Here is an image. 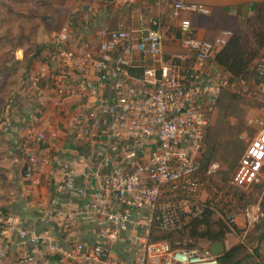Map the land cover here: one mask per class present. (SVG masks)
<instances>
[{"label":"built area","instance_id":"1","mask_svg":"<svg viewBox=\"0 0 264 264\" xmlns=\"http://www.w3.org/2000/svg\"><path fill=\"white\" fill-rule=\"evenodd\" d=\"M109 1L118 8L151 2L159 12L151 13L146 7L148 11L136 13L131 24L120 20L116 27L102 26L97 42L86 39L75 48H66L62 58L83 75L90 74L94 66L99 71L98 83L90 85V96L98 97L101 86L108 85L110 93L101 96V113L114 141L111 149L120 148L123 159L109 166L112 159L107 158L108 171L88 188L77 184V172L67 163V178L58 185V195L46 214L50 223L57 217L64 219L67 229L77 222L92 224L99 240H70L61 245L55 240L53 225L39 234L23 227L18 216L0 211V264H39L46 254L57 255L60 264H219L220 256L212 244L189 246L185 237L172 245L167 240H153V229L155 223L162 231L181 228L207 209L232 231L240 218L245 219L246 231L260 222L261 206L245 204L240 191L262 182L264 120L258 122L257 134L228 186L206 191L221 168L218 161L209 164L206 181L199 176L206 129L220 97L225 90L241 96L258 94L256 78L242 76L231 81L216 63L208 69L210 57L234 34L232 29H221L211 38L192 35L191 20L185 14L207 16L209 6L189 0ZM165 7L169 9L168 20L162 14ZM173 21H178L181 29V51L175 58L180 60L182 72L164 56L166 33ZM61 39L66 42V32ZM96 48L106 56L97 58ZM132 68H141V75H134ZM256 71L264 78V56ZM48 133L58 136L57 131L39 132V139L45 141ZM41 165V157L30 154L25 164L27 177L34 180ZM73 191L81 199L88 197L84 206L75 210L61 201V195ZM130 228L138 231L132 240L136 253L133 263L114 250ZM12 235L28 240L33 247L15 262L9 256Z\"/></svg>","mask_w":264,"mask_h":264},{"label":"crops","instance_id":"2","mask_svg":"<svg viewBox=\"0 0 264 264\" xmlns=\"http://www.w3.org/2000/svg\"><path fill=\"white\" fill-rule=\"evenodd\" d=\"M189 1L210 7L211 13L207 16L187 13L185 17L191 20L192 35L211 38L221 29L243 26L263 0ZM85 3L87 4L78 9L79 18L74 23L75 34L84 40L96 42L98 28L102 26L116 27L120 20L131 24L136 13L148 11L146 7L150 8L151 13L159 12L151 2L147 4L136 2L120 8L107 0H88ZM111 4L114 6L109 10ZM168 11L167 7L162 10L167 20ZM172 25V29L166 33L164 56L182 72L181 62L175 58V53L181 51V29L178 21H173ZM69 43H57L56 52L42 58L46 62L49 60L47 66L50 64V70L53 71L50 77L41 81L39 87L34 86L36 91L31 97L26 94L31 99L30 103L26 102L20 108L18 105L15 106L16 101L12 100L11 106L8 107L12 108V111L8 112V116H4L6 131L3 132L11 140L8 155L19 153L23 154L25 159L19 162L17 159L8 160L9 171L0 173V211L18 216L23 227L35 230L39 234L53 225L55 240L61 245H66L70 240H99L92 224L77 222L67 229L62 218H55L53 223L46 221L51 202L58 195L57 187L67 178L65 165L71 163L77 172V184L88 188L97 176L108 171L110 165L123 159V151L120 148L117 151L111 149L114 141L108 132L106 119L101 113V96L108 95L110 89L104 84L99 90L98 97L90 96V85L98 83L99 71L94 66L90 74L83 75L68 63H64L62 54ZM95 55L97 58L106 56L97 48ZM207 63L208 69L214 67V55ZM251 77L256 78L257 85L254 86H257L258 94L249 96L261 101L260 106L253 111L264 120V78ZM254 86H250V89ZM50 131H57L58 136L53 137L48 133L45 141L39 139V132ZM32 153H36L42 159V165L34 180L25 174L26 156ZM107 158L112 159L108 167L105 166ZM259 184L263 185L260 188L259 201L251 205L261 206L263 213L261 222L264 221V171L262 182ZM255 187L256 185L252 186L250 190ZM87 200L88 197L81 199L74 191L61 195V201L74 210L84 206ZM244 220L240 218L238 225L240 228H244ZM137 232L135 228H130L121 236L114 249L129 263L136 259L132 240ZM11 242L9 256L14 262L25 251L33 248L28 240L22 241L16 235L11 236ZM247 247L252 255L242 264H258L260 259H264V256L257 257L252 251V248L259 247V251L264 253V240L260 244L258 240H252ZM252 257L257 258L255 262H252ZM39 264H60V261L57 255L46 254L40 258Z\"/></svg>","mask_w":264,"mask_h":264},{"label":"trees","instance_id":"3","mask_svg":"<svg viewBox=\"0 0 264 264\" xmlns=\"http://www.w3.org/2000/svg\"><path fill=\"white\" fill-rule=\"evenodd\" d=\"M51 1L0 0V112L3 111L5 96L11 93L13 83L11 77L17 73L19 64L24 59L31 64L33 58H37L41 54L42 48H36L33 35L37 26L44 25L48 29L51 25L52 19L48 16L47 10ZM21 7L24 9L30 8L31 11L18 10ZM26 23L28 30L26 29ZM232 30L234 34L229 42L216 52L214 56L215 63L230 75L231 81L238 80L242 76H255L258 78L257 64L260 58L264 56V0L246 19L243 26L232 27ZM18 49L24 50L22 58L16 56ZM33 49L34 52H32ZM131 71L136 76H140L142 73L141 68H132ZM225 94H222L221 98ZM239 96L241 95L235 92L227 94L230 102L236 101ZM209 126L206 129L207 149L202 157V168L199 173V176L204 180L206 178L205 171L209 164L217 158V146L214 143H209ZM236 165V161L231 163L229 171H232ZM229 171L225 172L224 184L219 186L229 185L232 178L228 177L230 175ZM262 186V184H256L257 188ZM240 192L245 199L248 190H241ZM263 222L262 220L254 225L256 227L255 231L261 230ZM231 232L232 229L226 222L207 209L201 215L190 218L181 228L175 230L162 231L155 223L153 240H167L172 245H176L177 239L188 237L189 246H197L200 242H208L212 245L215 242L225 244ZM263 240L264 230L258 238L259 244ZM255 251V255L261 257L259 247H255ZM251 255L246 242H238L225 249L219 259V264H242ZM257 263L264 264V259H260Z\"/></svg>","mask_w":264,"mask_h":264},{"label":"rangeland","instance_id":"4","mask_svg":"<svg viewBox=\"0 0 264 264\" xmlns=\"http://www.w3.org/2000/svg\"><path fill=\"white\" fill-rule=\"evenodd\" d=\"M87 1L88 0H52L47 9L48 16L52 19L51 25L49 28L47 27L49 30L46 29L44 25L36 27L33 36L35 37L36 48H42L41 54L37 58H33L31 64L25 61V59L19 64L17 73L11 77L13 80L11 93L10 95L5 96L3 111L0 112V173L9 171L7 164L10 161L8 160L17 159L19 162L20 160L23 161L25 159L24 155L19 153H14L11 156L8 155V150L11 147V140H9V138L3 133L6 131V121L4 116L12 111V108L10 109L8 107L11 106L12 100L16 101L15 106L18 105L20 108L22 104L26 102L30 103L31 99L29 97H31V94L36 91L34 90V86L35 88L39 87V84L44 78L50 77L53 70H50L49 63L47 66L49 60L46 62V60L42 58L51 53L53 54L54 51L56 52V48H58L57 43L61 44L70 42L67 46L70 49L83 43L84 39L77 37L75 34L76 29H74V23L77 18H79L78 9L87 4L85 3ZM113 6L114 5L111 4L109 10L113 9ZM22 9L25 10V12L31 11L30 8L24 9L22 7L18 10ZM64 28H67V31H65ZM26 29L28 30L27 23ZM63 32H66L67 34V39H65L66 42H62L64 40L61 39ZM32 52H34V49ZM16 56L22 58L24 56V50L18 49L16 51ZM58 58L60 57L58 56ZM230 92L231 91L228 90L224 91L223 94H226L220 98L213 113L212 122L209 126V143H214L217 146V158L214 161L220 162L221 168L219 172L210 179V183L206 187L207 192H211L213 187L215 188L224 184L225 172H228L231 163L236 161V167L232 171H229L230 175L228 177H232L246 147L257 134L259 127L258 122L263 120L262 118H259L258 115L254 114L253 111L256 107L260 106V100L248 95H243L239 96L236 101L230 102L229 98H227V94ZM26 94L29 95V97H27ZM28 157L29 155L26 156V161ZM200 178L203 179L201 176ZM206 180L207 179L205 178L204 181ZM260 192V188L257 187L252 190L249 189L245 197V204L257 203L259 201ZM255 228L256 227L253 226L246 231L243 227L240 228L236 226V228L228 235L225 247L229 248L233 244L243 241L248 245L250 242L252 243V240H258L264 229L261 227L260 231H255ZM252 251L256 253L255 247L252 248ZM260 254L261 257L264 256V253L260 252ZM256 259L257 258L252 257V262H255Z\"/></svg>","mask_w":264,"mask_h":264},{"label":"water","instance_id":"5","mask_svg":"<svg viewBox=\"0 0 264 264\" xmlns=\"http://www.w3.org/2000/svg\"><path fill=\"white\" fill-rule=\"evenodd\" d=\"M213 251L215 254H217L218 256H222L226 247L225 244L223 242H215L213 245Z\"/></svg>","mask_w":264,"mask_h":264}]
</instances>
